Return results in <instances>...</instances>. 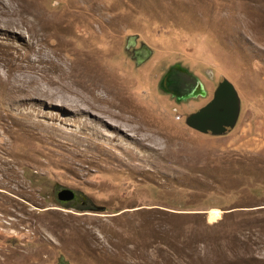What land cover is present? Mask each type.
Returning a JSON list of instances; mask_svg holds the SVG:
<instances>
[{"label": "rangeland", "instance_id": "1", "mask_svg": "<svg viewBox=\"0 0 264 264\" xmlns=\"http://www.w3.org/2000/svg\"><path fill=\"white\" fill-rule=\"evenodd\" d=\"M40 49L69 75H36ZM174 67L205 96L165 91ZM225 79L236 126L189 127ZM0 264H264V0H0Z\"/></svg>", "mask_w": 264, "mask_h": 264}, {"label": "water", "instance_id": "2", "mask_svg": "<svg viewBox=\"0 0 264 264\" xmlns=\"http://www.w3.org/2000/svg\"><path fill=\"white\" fill-rule=\"evenodd\" d=\"M180 73L187 74L177 67L167 73L162 82V87L165 91L175 93L179 98L183 99L200 95L205 96L206 93L203 90V86L198 81L191 92L185 95L177 94L175 89L179 88L183 81ZM239 116L240 98L238 92L235 86L225 79L219 84L213 99L187 118V125L201 133H211L212 135L220 136L236 126ZM58 195L61 201L63 199L71 200L76 196L70 189H64Z\"/></svg>", "mask_w": 264, "mask_h": 264}, {"label": "bare ground", "instance_id": "3", "mask_svg": "<svg viewBox=\"0 0 264 264\" xmlns=\"http://www.w3.org/2000/svg\"><path fill=\"white\" fill-rule=\"evenodd\" d=\"M52 58L53 57H51L50 53L47 50L40 49L39 50V60H38V62H40L41 64H44V65L42 67H37L36 66V62L32 61V63L34 65V68L36 69V75H40L39 73L42 72L43 75H41V76L44 79L49 80V82L51 84H54V82L57 83V80L53 76V73H56L58 79H61V80L66 78V76L69 75V74H68L67 68L64 66V63H61L59 61L54 63ZM48 63H54V64L52 66H48L47 65ZM27 78L30 79V83H29L30 87L34 88L32 94H35V95L39 96V95H42L44 93L49 92V91H47V89H43V88H45V85L40 84L41 80L37 76H35V77L34 76L33 77L32 76L31 77H27L26 75H23V76L19 77L18 79L21 80L23 83H25ZM55 88L57 90H59L57 84L55 85ZM80 88L83 89L84 91H86L89 95H91L96 101L103 100L102 95L97 92V87L96 86H91V87L83 86V87H80ZM74 92H75V90L72 93H74ZM94 92H96V93H94ZM108 95L114 96V97L119 96V94L115 90H112V89L109 90ZM58 102L59 101H57L56 103L59 104ZM66 103H68V105H69V102H66ZM126 118L129 119L130 121L132 119L130 117H126ZM134 122L136 123L137 128H136L135 133L133 135H131V136L132 137H137V139L139 137V139H138L139 141H137L135 143V146L132 147L134 149V151L136 153H142L148 159H154V158H158V157L161 158V156L164 154L163 150L166 149V148L162 149L161 140L156 135L151 134L149 132L142 131V130H141V132H138V129L140 127H142V126L140 124H138L137 120H135V119H134ZM88 123H90V122H88ZM94 123H96V122H92L91 121L90 124L91 125H95L96 127H99L97 129L101 130V132H102V133L100 132L102 134V136H100V137H103L105 139V141L111 142V143L112 142L114 143V140L116 139L117 140L116 141L117 144L114 143V145H118V146L120 145L119 144L120 143L119 135L111 134V133L108 132L107 128L100 127V126H98L97 123L96 124H94ZM109 124L116 125L115 127H120L119 122H117L115 120H112ZM139 133H140V135H139ZM120 137H123V136H120ZM143 143L145 144V146H144ZM127 147H130V146L127 145ZM168 150L169 149H166L165 151L168 152ZM174 152H176V151H174Z\"/></svg>", "mask_w": 264, "mask_h": 264}, {"label": "flooded vegetation", "instance_id": "4", "mask_svg": "<svg viewBox=\"0 0 264 264\" xmlns=\"http://www.w3.org/2000/svg\"><path fill=\"white\" fill-rule=\"evenodd\" d=\"M194 81L192 80H184L182 81V84L180 85V88H184L183 91L185 92H191L193 88L195 87V84L193 83ZM178 88V89H180ZM73 193L76 195L75 198L71 200H60V204L65 206V207H72L74 209H80V210H85V209H92V204L85 200L84 197L81 195L77 194L75 191Z\"/></svg>", "mask_w": 264, "mask_h": 264}]
</instances>
